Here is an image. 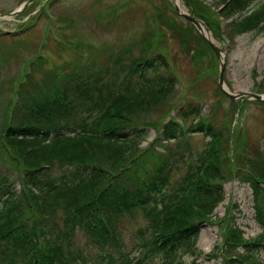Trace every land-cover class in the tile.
<instances>
[{
	"label": "rangeland",
	"instance_id": "rangeland-1",
	"mask_svg": "<svg viewBox=\"0 0 264 264\" xmlns=\"http://www.w3.org/2000/svg\"><path fill=\"white\" fill-rule=\"evenodd\" d=\"M26 1L0 0V13L7 15L0 17V175L16 177L17 171L23 169L6 151L1 138L10 122L19 124L28 115L27 106L41 98L48 99L53 89L77 87L82 77L83 83L88 84L89 75L97 77L98 87L118 88L132 63L139 64L162 53L171 68L165 73L175 77L176 88L167 96L135 105L128 113L133 126L144 130L135 143L140 149L133 157L135 161L128 159L121 163V155L116 154L106 158L103 167L114 179L119 175V181L114 182L117 193L122 189L118 186L124 182L123 189L131 188L133 184L128 182L130 178L138 180L139 172L145 180L156 175L157 167L163 162H169L175 182L192 168L210 142L205 134L193 131L200 125L197 120L204 118L223 135L220 165L226 175L225 200L201 227L196 249L179 254L177 264H238L230 259L243 257L244 249L224 247L229 231L234 228L243 232L246 243L260 245L250 256V263L264 264V233L255 221L254 195L247 180L264 160V103L233 101L220 91L221 67L217 55L212 48L204 47L203 36L177 13L174 3L171 0H37L19 15L8 16ZM261 1L252 4L249 11ZM229 3L230 0H182L181 5L187 14L191 11L195 14V5L204 18L202 22L216 30L209 28V36L226 51L227 88L264 95V30L258 34L252 32L253 21L236 23L241 12L231 14ZM219 33L221 36H217ZM75 105L80 107L81 102ZM193 108L200 111V116L190 115L184 122V112ZM169 120L182 122L184 136L166 143L162 142L161 134ZM53 168L52 177L69 170L60 162L53 163ZM120 168L125 169V176ZM135 173L139 174L135 176ZM16 183L19 188L20 184ZM53 217L46 220L49 223L44 230L58 233L64 229L67 215L58 210ZM148 222L143 212L121 219L117 233L124 249L111 251L114 259L111 264L128 257H132L129 261L138 258L135 249L141 240L139 230ZM74 242L73 251L81 253L87 264L110 263L111 259L102 256L111 252L98 251L83 232H77ZM164 262L163 256H150L142 263Z\"/></svg>",
	"mask_w": 264,
	"mask_h": 264
},
{
	"label": "trees",
	"instance_id": "trees-1",
	"mask_svg": "<svg viewBox=\"0 0 264 264\" xmlns=\"http://www.w3.org/2000/svg\"><path fill=\"white\" fill-rule=\"evenodd\" d=\"M256 1L230 0L227 8L231 14L241 12L236 23L253 21L251 31L258 34L264 30V0L249 11ZM193 8L195 16L204 21L195 5ZM205 42L204 47L211 48ZM128 69L118 88L98 87L97 77L89 75L88 84L82 77L77 87L53 89L48 99L27 106L28 115L19 124L10 122L5 128L1 138L5 149L23 169L16 177L0 175V264H87L81 253L73 251L77 232H83L101 253L120 251L124 242L117 225L137 212L149 218L148 225L139 230L141 240L135 249L139 256L115 264H143L150 256H163V264H177L179 254L196 249L201 227L225 200L226 175L220 165L223 135L200 117V125L193 131L205 134L210 142L181 179L174 182L169 162H163L156 175L146 180L141 172L138 180L128 176L132 187L125 190V182L120 183L122 189L117 193L114 182L120 177L114 179L102 162L116 154L121 155V163L135 161L140 150L135 143L144 130L133 126L128 113L135 105L167 96L176 88L175 77L165 73L171 68L162 53L132 63ZM78 101L80 107L75 105ZM184 113V122L190 115L200 116L197 108ZM183 131L182 122L169 120L163 127L162 142L182 138ZM59 162L69 170L52 177L53 163ZM260 163L261 168L247 180L254 195L255 221L264 233V160ZM123 172L125 176V169ZM103 184L107 185L99 190ZM58 210L67 215L66 224L58 233H49L44 230L46 220H52ZM234 229L224 247H241L245 255L230 261L251 264L250 256L260 245L246 243L243 232ZM102 257L111 259L109 264L114 261L112 252Z\"/></svg>",
	"mask_w": 264,
	"mask_h": 264
},
{
	"label": "water",
	"instance_id": "water-1",
	"mask_svg": "<svg viewBox=\"0 0 264 264\" xmlns=\"http://www.w3.org/2000/svg\"><path fill=\"white\" fill-rule=\"evenodd\" d=\"M37 0H28L25 3H23L17 10L12 12L8 16H14L19 15L21 12H23L27 7L32 5ZM177 10V13L181 15L182 17L186 18L196 29L197 31L204 37V39L208 42L210 47L214 50L215 54L217 55L219 62H220V75L218 79V87L219 89L230 99L233 101H243V100H255L258 102L264 103V95L262 94H256L251 92H235L227 88V85L225 83V68H226V51L219 48L215 43L209 38L210 29L200 20L198 19L194 12L191 11L190 14L185 13L183 10L180 9L177 2L181 4L182 0H171ZM7 15L0 13L1 18H5Z\"/></svg>",
	"mask_w": 264,
	"mask_h": 264
},
{
	"label": "bare ground",
	"instance_id": "bare-ground-1",
	"mask_svg": "<svg viewBox=\"0 0 264 264\" xmlns=\"http://www.w3.org/2000/svg\"><path fill=\"white\" fill-rule=\"evenodd\" d=\"M177 4H178V6L180 7V9L183 10L182 5H181L179 2H177ZM209 38H210L212 41L214 40L211 36H209ZM213 42H214V41H213Z\"/></svg>",
	"mask_w": 264,
	"mask_h": 264
}]
</instances>
